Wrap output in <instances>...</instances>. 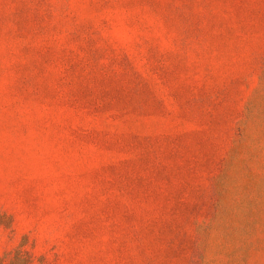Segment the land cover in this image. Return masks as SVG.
Listing matches in <instances>:
<instances>
[{"label":"rangeland","instance_id":"374dc122","mask_svg":"<svg viewBox=\"0 0 264 264\" xmlns=\"http://www.w3.org/2000/svg\"><path fill=\"white\" fill-rule=\"evenodd\" d=\"M0 264H264V0H0Z\"/></svg>","mask_w":264,"mask_h":264}]
</instances>
